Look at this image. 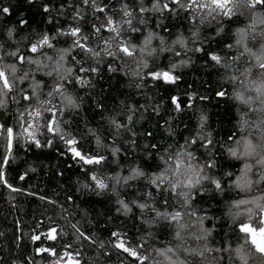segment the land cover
<instances>
[{
    "label": "snow or ice",
    "instance_id": "snow-or-ice-1",
    "mask_svg": "<svg viewBox=\"0 0 264 264\" xmlns=\"http://www.w3.org/2000/svg\"><path fill=\"white\" fill-rule=\"evenodd\" d=\"M34 7L45 27L31 26L25 10ZM196 60L218 73L214 96L238 102L239 118L225 135L211 127L207 94L197 105L196 92L183 93L186 101L178 89L169 92L166 118L163 100L152 106L134 98L150 84H176L182 77L175 70ZM113 91L119 103L109 95ZM149 107L153 125L141 123ZM20 146L26 155L55 149L70 157L87 177L77 181L76 191L103 197L116 214L107 221L123 216L129 228L117 223L107 238L89 232L82 224L88 214L77 220L67 207L75 203L72 194L61 202L15 182L36 171L26 160V169L14 170L10 179ZM0 149V188L6 190L0 196L15 206L23 193L50 206L26 233L14 221L18 253L0 264H40L36 256L42 253L52 257L47 264H86L83 249L97 246L91 264H112L113 255L115 264H264V0L0 3ZM55 174L63 176L59 165ZM253 189L258 194L232 195Z\"/></svg>",
    "mask_w": 264,
    "mask_h": 264
},
{
    "label": "trees",
    "instance_id": "trees-1",
    "mask_svg": "<svg viewBox=\"0 0 264 264\" xmlns=\"http://www.w3.org/2000/svg\"><path fill=\"white\" fill-rule=\"evenodd\" d=\"M37 4L40 3V0H36ZM0 3H14V0H0ZM28 13V18L32 27H45L46 25L40 24L42 17L39 14L38 8H32L31 10H25ZM11 20L17 19V14L13 12L10 17ZM64 23L68 21L66 19L63 20ZM246 23L243 17L240 18V26H243ZM237 25H233V29ZM51 27V26H49ZM258 27H260L258 25ZM185 35H188L186 29L187 25H184ZM27 31V29H25ZM61 42H63V38H61ZM249 45L258 48V44H253L249 40ZM215 47V46H213ZM239 51L243 52V48L240 47ZM235 54V52H233ZM171 53H166L164 60L167 62V57L170 56ZM188 55H192L195 59L196 57L201 56V53H188ZM247 57L248 54L245 53L244 57L241 61L238 62V67L243 70V68L247 65ZM186 58V57H185ZM176 59H180V57H176ZM221 73L224 69L219 70ZM177 74L181 75V80L176 84L168 86L163 85L161 81L160 84L156 86L149 85V88L141 90V96H135V100L138 104L151 103L152 106L163 100L161 104V112L164 114V117H167L168 110L171 108V101L168 99V93L175 94L177 89L181 93V99H187L186 96L183 95L185 92H196L197 96L193 97L194 102L197 105H201V101L199 100V95L207 94L211 98V102H203L206 105V110L208 111L211 117V127L216 130L217 135H225L230 125L235 124V121L239 118L237 113V101L235 100H225L216 98L213 93V88L216 87V83H218V73H214L211 69H205L201 67L200 60H196L195 64L189 67H181L175 70ZM40 76L41 74H37ZM239 81H237V84ZM226 89L231 93L233 85L231 83L225 84ZM97 91H100V88H97ZM122 91L126 92L127 89L124 88ZM111 97L115 98V102L119 103L120 97L117 96L116 92L113 91L109 94ZM154 98L149 101V98ZM109 105L113 103L112 99L108 100ZM89 107V102L85 100V108ZM241 110H245L244 105H240ZM175 116L176 114L173 113ZM145 120L141 121L142 124L153 125L156 122V114L152 112V107L148 108V111L144 113ZM99 117H97L98 119ZM193 119H195L193 117ZM179 123V121H176ZM185 124L188 123L187 120L184 121ZM139 128V125L137 126ZM179 131L183 132V128L181 127ZM61 150H63V146L60 145ZM2 150V149H0ZM17 159L13 161L12 168L8 169V176L10 179H15L14 170L24 171L27 167L26 164H22V161H27V163L32 164L36 171L29 172V178H26L25 181L15 180L17 184L22 187L27 188L29 185L33 186L35 190H43L45 193L50 194L53 198H59L61 202H64L65 197L68 194H72L75 198V203L73 205L72 202L67 204V207L70 211L77 213L75 215V219L80 220L82 216L85 215V212L88 214L85 219L82 220V224L86 227L89 232H96V234L100 237L107 238L110 233L107 231L109 228H113L115 224H123L124 229H128L131 224L130 220L126 221V218L121 216L119 221H107V217L116 215L114 212V206L110 204L103 197L95 196L92 193L77 192L76 189L79 187L77 181H83L86 179V175L82 174L78 168V166L71 160L70 157L60 156L55 149L52 150H43L42 153H38V156L26 155L22 146L19 148V152L17 153ZM20 166L17 168V166ZM57 165H59L60 169L63 171V176L56 175ZM239 167V164L236 165ZM115 168V165H113ZM234 178V177H233ZM132 183H144V181H133ZM6 190L0 188V192H5ZM134 191V190H128ZM125 194H127L125 192ZM258 194L255 189L252 192H240L237 190L236 193L232 195L236 196V198H240L241 196H249ZM48 207L46 206V202L40 201L37 197L26 196L25 194H17L15 200V206L11 202L8 201L7 196H0V259L7 258H16L18 250L15 247L16 241L13 239V228L14 221L19 220L21 222L20 228L22 232H28L29 228L34 227L33 218L39 219L41 213L48 212ZM99 222L98 224L96 222ZM107 221V222H106ZM46 223V221H45ZM210 226V225H209ZM238 229L236 232L238 233ZM21 233L18 232L17 235ZM235 237V234H233ZM161 240L171 239V237H160ZM24 243L28 246V252L32 251V242L28 237L24 238ZM39 241H37V244ZM49 243H52L49 241ZM156 243V241H153ZM173 244H176L177 241L172 240ZM191 243L195 244L194 238L191 239ZM236 240L233 238L232 244L235 246ZM157 246L162 247L163 244H157ZM99 251L97 247H86L83 249L84 256L83 260L86 264H91L89 257L95 258L96 253ZM182 254V253H181ZM52 257L48 254L42 253L36 256V260L40 261V264H47ZM159 259H163L159 257ZM116 256H112V264H115Z\"/></svg>",
    "mask_w": 264,
    "mask_h": 264
}]
</instances>
